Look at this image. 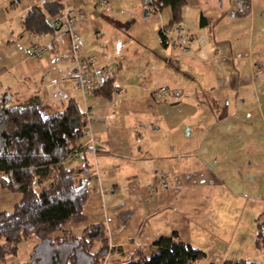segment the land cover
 Returning a JSON list of instances; mask_svg holds the SVG:
<instances>
[{
  "label": "crops",
  "instance_id": "1",
  "mask_svg": "<svg viewBox=\"0 0 264 264\" xmlns=\"http://www.w3.org/2000/svg\"><path fill=\"white\" fill-rule=\"evenodd\" d=\"M57 1L76 23L85 54L111 69L118 89L111 101L87 97L79 88L65 28L41 36L25 30L31 9ZM105 1L108 14L92 0H0V93L14 103L37 100L56 111L73 99L89 117L80 147L67 161L90 166L87 219L56 235L81 236L88 226L104 224L111 259L123 262L138 252L151 255L159 238L176 233L208 257L209 242L193 237L191 213H182L179 202H188L185 194L203 187L210 175L200 165L210 139L209 106L221 121L245 113L243 125L253 124L249 115L257 108L264 122V0H186L178 26L187 36V55L163 45L160 31L172 19L170 8L155 12L156 0ZM33 44L50 45L58 58L33 59ZM235 151L238 156L240 149ZM233 238L219 240L212 264L230 260L224 258L235 249ZM258 251L255 264H264V249Z\"/></svg>",
  "mask_w": 264,
  "mask_h": 264
},
{
  "label": "trees",
  "instance_id": "2",
  "mask_svg": "<svg viewBox=\"0 0 264 264\" xmlns=\"http://www.w3.org/2000/svg\"><path fill=\"white\" fill-rule=\"evenodd\" d=\"M186 0H156L155 12L172 11L168 28L181 23ZM64 13L60 1L31 9L24 18L25 30L32 35L55 33L51 20ZM202 25H207L202 19ZM161 34V33H160ZM162 42L167 47L166 39ZM118 89L108 79L95 96L111 101ZM87 115L71 99L63 111L37 100L14 103L0 93V188L21 196L13 210L0 211V264L16 257L20 246L35 239L25 263L18 264H199L207 254L187 245L178 234L159 238L155 251L138 252L132 260H112L108 229L104 224L88 226L81 236L56 234L86 221L92 175L84 162L68 166L79 149V140L88 126ZM255 247L264 249V221H258ZM120 251V250H118ZM220 264H255L247 259Z\"/></svg>",
  "mask_w": 264,
  "mask_h": 264
},
{
  "label": "rangeland",
  "instance_id": "3",
  "mask_svg": "<svg viewBox=\"0 0 264 264\" xmlns=\"http://www.w3.org/2000/svg\"><path fill=\"white\" fill-rule=\"evenodd\" d=\"M259 93L262 95L264 91ZM261 97L263 109L264 95ZM208 108L210 111L205 115V122L210 127L206 130L210 139L209 144L204 145L206 155L200 165H207L210 175L203 187L185 194L188 202H179L180 211L184 214L191 213L188 216L195 224L191 231L193 237H201V244L204 240L209 242L208 257L199 264L215 263V259L220 255L216 250V246L220 244L219 240L230 235L231 237L234 235L230 241L233 245L231 250L233 247L235 249L224 259H247L257 263L259 258L256 256L259 251L255 247L257 224L258 221H264V122L256 107L255 110L252 108L253 116L249 115L253 124L245 125L244 122L249 120L248 117H244L245 113L236 118L230 114L228 119L221 121V114L213 106ZM239 121L243 122L237 124ZM221 122L225 123L218 128ZM244 126H251L250 133ZM249 139L253 140V146L248 145ZM251 148L254 151L250 156H253L246 160L249 157L248 150ZM236 149H240L239 157ZM238 158L242 160L239 161ZM20 198V195L0 188V211H12ZM35 241L31 239L23 243L18 255L9 258L8 262L14 264L27 262Z\"/></svg>",
  "mask_w": 264,
  "mask_h": 264
},
{
  "label": "built area",
  "instance_id": "4",
  "mask_svg": "<svg viewBox=\"0 0 264 264\" xmlns=\"http://www.w3.org/2000/svg\"><path fill=\"white\" fill-rule=\"evenodd\" d=\"M92 2L104 14H108L111 10L110 5L105 0H92ZM52 25L54 27L65 28L70 40L69 57L75 65L73 72L78 80L79 88L85 96L94 97L100 87L111 78V69H103L97 56L85 54L81 45L80 32L76 27V23L68 16L66 10L53 21ZM160 32L166 39L169 49L184 55L190 53L187 36L183 34L180 26L176 28H162ZM29 54L33 59L38 61L47 54H53L56 58L59 55L50 45L45 46L41 44H33L29 49ZM260 73H263V71L260 70ZM88 115H92V112L89 111Z\"/></svg>",
  "mask_w": 264,
  "mask_h": 264
},
{
  "label": "bare ground",
  "instance_id": "5",
  "mask_svg": "<svg viewBox=\"0 0 264 264\" xmlns=\"http://www.w3.org/2000/svg\"><path fill=\"white\" fill-rule=\"evenodd\" d=\"M88 123V122H87Z\"/></svg>",
  "mask_w": 264,
  "mask_h": 264
}]
</instances>
